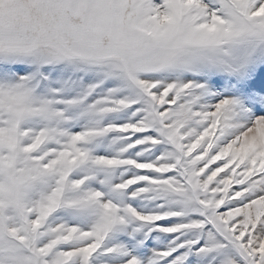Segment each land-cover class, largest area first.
<instances>
[{
    "label": "snow or ice",
    "instance_id": "obj_1",
    "mask_svg": "<svg viewBox=\"0 0 264 264\" xmlns=\"http://www.w3.org/2000/svg\"><path fill=\"white\" fill-rule=\"evenodd\" d=\"M0 264H264V0H0Z\"/></svg>",
    "mask_w": 264,
    "mask_h": 264
}]
</instances>
